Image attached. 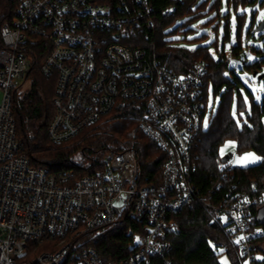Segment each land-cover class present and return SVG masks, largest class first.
Returning a JSON list of instances; mask_svg holds the SVG:
<instances>
[{"label": "built area", "instance_id": "1", "mask_svg": "<svg viewBox=\"0 0 264 264\" xmlns=\"http://www.w3.org/2000/svg\"><path fill=\"white\" fill-rule=\"evenodd\" d=\"M4 7L0 264H105L90 240L125 220L138 230L127 231L128 257L111 264H172L165 240L177 229L172 216L194 203L211 210L212 224L242 263L264 264V241L257 243L264 230L254 215L264 207V192L256 182L240 192L220 181L207 195L193 182L206 129V64L195 62L188 73H177L154 57V49L125 44L151 37L156 23L149 0H6ZM42 51L47 55L41 74L55 80V116L47 131L52 143L69 145L118 105L130 104L140 114V131L165 154L157 182L142 176L135 151H108L103 170L79 178L73 170L30 165L13 104L31 84ZM238 169L231 157L222 164L221 178L232 179Z\"/></svg>", "mask_w": 264, "mask_h": 264}, {"label": "trees", "instance_id": "2", "mask_svg": "<svg viewBox=\"0 0 264 264\" xmlns=\"http://www.w3.org/2000/svg\"><path fill=\"white\" fill-rule=\"evenodd\" d=\"M198 1L149 0L154 9L156 23L153 32L150 30L151 37L148 40L141 37L128 40L125 44L139 46L147 51L154 49V57L177 73H188L195 62L206 64L208 71L204 79L205 101H208V91L212 89L213 97L220 94L222 102L208 129L203 132L196 151L197 171L193 182L200 192L207 195L220 181H223V188L236 187L240 192L248 191L251 183L255 181L264 192V98L261 103L252 100L251 111L247 113L248 122L238 127L231 115V103L233 91L238 87L240 79L236 75L234 79L227 77L229 59L224 48L220 54L219 47L215 46L219 52V58L216 59L210 54L209 46H199L194 51H189L170 40V36L176 33L178 28L171 33L168 29L174 25L177 18L191 15V20L197 21L202 17L200 12L206 10V4L198 7ZM4 2L6 0L0 2V13L5 10ZM231 3L235 9L240 4H246L245 0H229V6ZM215 7L217 8V5ZM168 9L171 13L165 15ZM237 39L230 47L232 56L239 58L244 51L240 31ZM246 47L249 49L247 44ZM250 50L254 54L261 52V49L256 47ZM46 55L45 51L40 52L29 75L31 88L22 97L17 96L13 104L17 137L23 144L30 165L56 172L61 170L60 166L67 164L66 169L73 170L74 175L79 178L103 170V157L108 151H135L139 157L142 176L157 182L163 172L165 154L140 131L137 119L140 114L135 112L130 104L118 105L109 116L82 133L74 147L52 143L47 131L55 116V80L46 79L41 74V64ZM262 62L244 63V66L249 72L258 75L262 70ZM224 140L236 141L238 152L253 150L262 157V162L235 170L232 179L225 181L221 178L222 158L219 156V149ZM77 156L80 160L75 159ZM254 215L255 222L264 230V221L258 219L259 209L255 208ZM211 216V210L201 203H194L172 216L177 229L165 236V240L172 246L169 253L172 264H220V253L215 251L220 247L225 248V254L230 257L231 264H241L222 230L212 224ZM129 227L138 230L137 224L120 221L90 240L105 264L115 263L130 254L131 238L127 237ZM263 241L264 238H260L257 243Z\"/></svg>", "mask_w": 264, "mask_h": 264}, {"label": "rangeland", "instance_id": "3", "mask_svg": "<svg viewBox=\"0 0 264 264\" xmlns=\"http://www.w3.org/2000/svg\"><path fill=\"white\" fill-rule=\"evenodd\" d=\"M263 3L264 0H257L253 4H240L235 9L232 3L229 6V0H199L196 4L198 7L206 4V10L200 12L202 17L199 20L192 21L191 15H185L177 18L174 25L168 29V32L171 33L178 28V31L170 36V40L175 45L189 51H194L199 46H209L210 54L218 59L219 52H217L215 46L217 45L219 47L220 54L222 48H224L225 54L229 59V65L226 71L227 77L234 79L236 75L240 79L238 87L233 91L231 103V115L238 127H242L243 123L248 122L247 113L251 111L252 100L261 103L264 98V30L260 32L256 31L264 20V15H262L264 13ZM216 5L217 8L215 7ZM212 8L214 9L211 11ZM249 29H251L250 34H248ZM239 31L241 32L242 42L244 43V51L239 58H236L232 56L230 46L238 40ZM226 35L227 37L229 35V37H225ZM246 44L249 49H247ZM252 47L260 48L261 52L257 54L252 53L250 50ZM250 57L251 59H249ZM254 61H263L262 70L257 76L253 72H249L244 66V63L250 64ZM261 76L262 78L260 79ZM30 88L31 84L28 82L21 88L18 96L22 97ZM209 93L207 112L204 119V125L207 122L205 131L208 129L210 121L217 114V110H219L222 102L220 94L213 97L212 89L209 90ZM2 98L3 95L0 94V103L2 102ZM78 142L79 139L65 147H74ZM219 152L223 153L224 156L232 155L234 167L239 168L252 167L258 165L263 160L253 150L238 152V145L234 140H224ZM248 154L252 155L249 156ZM75 159L80 160V157L77 156ZM67 167L68 165L64 164L59 168L66 169ZM258 219L264 221V207L259 209ZM257 257L260 258V256ZM218 260L220 264H231L230 257L225 253H220ZM239 261L241 264H245L242 263L241 258H239Z\"/></svg>", "mask_w": 264, "mask_h": 264}, {"label": "water", "instance_id": "4", "mask_svg": "<svg viewBox=\"0 0 264 264\" xmlns=\"http://www.w3.org/2000/svg\"><path fill=\"white\" fill-rule=\"evenodd\" d=\"M264 30V20L261 22V24L258 26V28L256 29L257 32L263 31ZM255 76H257V74H254ZM262 78V76L260 77V79ZM232 157V155H226L221 159V163L224 164L226 163L230 158Z\"/></svg>", "mask_w": 264, "mask_h": 264}, {"label": "snow or ice", "instance_id": "5", "mask_svg": "<svg viewBox=\"0 0 264 264\" xmlns=\"http://www.w3.org/2000/svg\"><path fill=\"white\" fill-rule=\"evenodd\" d=\"M262 15H264V13H262ZM249 59H251V57ZM257 99H259V97H257ZM205 127H207V122H205ZM248 155L251 156L252 154H248ZM242 159H244V158H242ZM256 159H259V158H256Z\"/></svg>", "mask_w": 264, "mask_h": 264}]
</instances>
